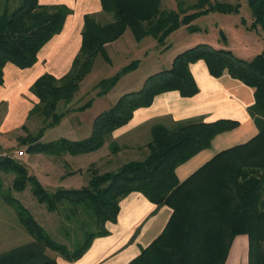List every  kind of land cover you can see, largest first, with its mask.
Returning <instances> with one entry per match:
<instances>
[{
    "label": "trees",
    "instance_id": "1",
    "mask_svg": "<svg viewBox=\"0 0 264 264\" xmlns=\"http://www.w3.org/2000/svg\"><path fill=\"white\" fill-rule=\"evenodd\" d=\"M245 2L252 26L264 32V0ZM100 5L111 19L100 23L94 14L83 16L81 44L70 70L60 78L44 73L30 86L38 102L29 115L37 112L53 119L38 134L21 138L20 145L25 146L26 153L59 157L99 149L115 129L131 119L135 109L151 105L156 95L173 90L183 97L197 93L189 67L197 60H203L214 77L226 71L230 77L254 88V101L247 110L257 133L217 152L179 180L175 174L178 165L209 147L217 134L237 127L238 122L221 118L210 122L189 119L171 125L156 123L150 128L148 152L142 159L129 160L112 172L93 171L87 184L79 188L59 187L54 191L47 190L16 156L1 154L0 198L15 209L32 240L1 252L0 264H55L56 258L49 256L47 249L70 261L80 258L95 237L108 234L106 223L116 220L121 198L133 191L142 193L157 206H169L171 214L161 234L127 264H223L230 242L238 234L248 238L247 264H264V50L251 59H243L229 48L197 43L177 53L169 68L148 76L140 89L121 95L100 112L87 137H61L48 142L40 139L44 128L53 126L65 114L54 112L57 101L70 100L77 81L90 71L93 59L98 54L106 56L104 45L127 28L136 40L151 36L162 44L180 25L196 30L198 27L190 23L197 16L213 11L237 13L241 2L195 0L186 7L180 4L178 10L161 8L160 0H100ZM69 13L64 4L46 5L39 0H18L12 9L4 5L0 13V85L4 65L9 62L19 68L31 67L40 48L61 32ZM136 66L137 61H132L120 73ZM119 75L105 81L108 85L101 92L107 91ZM110 148L115 152L119 146L111 141ZM8 174L15 175L11 183L4 180ZM27 186L39 205L49 212H60L62 208L76 221L77 216L90 214L93 230L79 239L69 238V245L54 240L38 221L40 214L34 215L33 206L25 205L19 197Z\"/></svg>",
    "mask_w": 264,
    "mask_h": 264
},
{
    "label": "rangeland",
    "instance_id": "2",
    "mask_svg": "<svg viewBox=\"0 0 264 264\" xmlns=\"http://www.w3.org/2000/svg\"><path fill=\"white\" fill-rule=\"evenodd\" d=\"M39 1L41 2V0ZM194 1L160 0V7L178 10L180 4L183 3L182 7H186ZM220 1L235 3L237 0ZM239 1L241 6L237 13L213 11L197 16L190 24L197 26L198 29L191 30L186 24H182L168 34L162 44L151 36L136 40L130 28H127L116 39L104 45L106 56L98 54L93 59L90 71L77 81V89L73 92L70 100L57 101L54 112L61 113L65 111V114L53 126L45 127L40 139L43 142H48L61 137L70 140H80L87 137L91 132L94 118L100 112L112 106L121 95L140 89L148 76L169 68L173 57L177 53L197 43H208L215 48H229L236 56L243 59H251L262 52L264 50V32L259 27L255 28L252 26L248 5L245 0ZM17 2L18 0H0V13L4 5L12 9ZM94 15L100 23H106L111 19L110 14L103 11ZM132 61H137L136 68L121 74L122 67ZM117 74H120L117 81L107 91L101 92L105 85H108L105 81L110 80ZM37 102L38 98L36 97L32 107ZM87 102H90V104L85 107L84 104ZM5 112L6 105L0 103V122L3 120ZM52 119L50 115L45 117L37 112L29 115L28 112L22 127L0 134L2 135L0 136V155L6 153L16 156L18 160L30 169V174H36L42 179V172H46V167L44 168L45 156L26 153L24 151L25 146L20 145V141L21 138L27 135L34 136L38 134ZM143 129H137L134 135L139 133L137 138L144 139V141L148 139L149 141L150 134L141 137ZM110 143L111 140L108 137L103 146L88 153L76 155L67 153L68 156L65 153L60 157L47 156L48 160L53 162L47 172L51 178L50 184H57L63 179L62 181L65 185H70L71 188H79L87 184L93 171L96 174L115 171L129 160L142 159L148 152L146 143L136 144L128 148H122L118 145L119 149L115 152L111 151ZM20 151L23 152L18 155ZM14 176V174H8V178L4 179L5 182L11 183ZM60 176L62 179H60ZM52 186L54 189L49 191L57 189L54 187L57 185ZM28 189L27 186L25 191L19 193L21 196L17 195L23 200L25 205L33 206L34 215L40 214V216H37V219L39 218L38 221L46 228L54 240L69 245L71 243L69 238L70 240L73 238L79 239L81 235L84 236L91 229L93 230V221L89 220L91 218L89 217L90 214L86 213L88 216H77L79 220L76 221L74 216H71L69 212L67 213V210L62 211V208L60 212H49L42 205H39ZM66 215L70 218L68 219ZM82 225H84V229H82ZM65 230L66 232H64ZM31 240L32 236L18 220L15 209L0 198V253ZM46 253L49 256L57 254L50 249H47Z\"/></svg>",
    "mask_w": 264,
    "mask_h": 264
},
{
    "label": "crops",
    "instance_id": "3",
    "mask_svg": "<svg viewBox=\"0 0 264 264\" xmlns=\"http://www.w3.org/2000/svg\"><path fill=\"white\" fill-rule=\"evenodd\" d=\"M44 2L48 5L64 4L70 9V13L61 32L40 48L33 66L19 68L9 62L4 65L0 103L6 105V112L0 122V134L23 126L36 99L29 90L32 83L44 73L58 78L70 69L81 44L83 16L101 12L100 0H41L40 3ZM189 67L197 84V93L190 97H183L176 90L160 93L154 97L151 105L135 109L131 119L115 129L110 136L111 141L122 148H128L147 143L148 139L145 142L144 139L137 138L139 133L134 135V132L144 128L141 137L148 136L151 126L156 123L171 125L176 121L189 119L203 122L221 118L236 120L237 127L217 134L209 147L175 168L179 180L188 177L217 152L243 143L257 133L256 125L247 110L254 101L253 87L230 77L226 71L218 77L212 76L203 60H197ZM32 155L45 156L46 172L42 170V179L32 174L38 177L47 190L54 189L51 185H57L54 186L56 188H71L63 183L62 175L61 182L50 184L51 178L47 172L53 162L48 157H53L52 155ZM170 214L169 206H157L142 193L130 192L121 198L116 220L106 223L107 235L95 237L85 253L76 260L70 261L56 254L55 264H127L161 234ZM247 255V235H235L223 264H247Z\"/></svg>",
    "mask_w": 264,
    "mask_h": 264
},
{
    "label": "built area",
    "instance_id": "4",
    "mask_svg": "<svg viewBox=\"0 0 264 264\" xmlns=\"http://www.w3.org/2000/svg\"><path fill=\"white\" fill-rule=\"evenodd\" d=\"M23 151H20L18 155H21ZM2 155H6L5 153H2Z\"/></svg>",
    "mask_w": 264,
    "mask_h": 264
}]
</instances>
